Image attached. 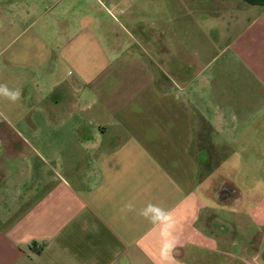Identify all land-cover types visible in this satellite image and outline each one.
I'll return each instance as SVG.
<instances>
[{"label": "crops", "instance_id": "0c3cea01", "mask_svg": "<svg viewBox=\"0 0 264 264\" xmlns=\"http://www.w3.org/2000/svg\"><path fill=\"white\" fill-rule=\"evenodd\" d=\"M237 63L264 66V0H0V264H155L148 203L173 264H264Z\"/></svg>", "mask_w": 264, "mask_h": 264}, {"label": "rangeland", "instance_id": "374dc122", "mask_svg": "<svg viewBox=\"0 0 264 264\" xmlns=\"http://www.w3.org/2000/svg\"><path fill=\"white\" fill-rule=\"evenodd\" d=\"M215 71H217V79H219L217 88L219 86L221 93L234 98L248 96L252 100L254 112L257 114L258 111H263V115L256 116L257 118L254 120L248 151L245 154L254 160H264V66L258 65L254 68H247L242 66V63H237L231 68L215 69ZM232 151L237 158L242 154L237 149Z\"/></svg>", "mask_w": 264, "mask_h": 264}, {"label": "clouds", "instance_id": "9594fccd", "mask_svg": "<svg viewBox=\"0 0 264 264\" xmlns=\"http://www.w3.org/2000/svg\"><path fill=\"white\" fill-rule=\"evenodd\" d=\"M20 96L19 90L10 89L6 84H0V99L15 103L19 101ZM121 211L133 212L135 206L129 201L123 205ZM137 214L152 225L158 236V259L155 264H173V253L178 244L176 235L178 222L173 212L157 204L148 203Z\"/></svg>", "mask_w": 264, "mask_h": 264}]
</instances>
